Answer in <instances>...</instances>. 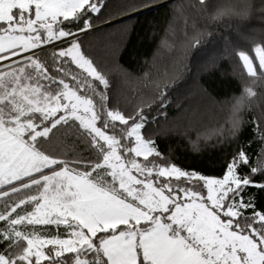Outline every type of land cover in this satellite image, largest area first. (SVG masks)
<instances>
[{
  "label": "snow or ice",
  "instance_id": "1",
  "mask_svg": "<svg viewBox=\"0 0 264 264\" xmlns=\"http://www.w3.org/2000/svg\"><path fill=\"white\" fill-rule=\"evenodd\" d=\"M106 7L0 0V264H264V121L240 141L234 112L219 174L170 162L144 131L168 93L122 110L84 45ZM233 55L264 83V39Z\"/></svg>",
  "mask_w": 264,
  "mask_h": 264
},
{
  "label": "trees",
  "instance_id": "2",
  "mask_svg": "<svg viewBox=\"0 0 264 264\" xmlns=\"http://www.w3.org/2000/svg\"><path fill=\"white\" fill-rule=\"evenodd\" d=\"M165 1L107 0L101 20L114 22L85 36L84 45L109 79V95L122 110L132 113L154 105L167 92L163 110L151 109L145 134L170 162L216 175L231 151L225 135L234 112L244 121L240 141L251 137L249 121H264V83L251 84L233 55L264 39L261 0H208L206 8L197 0ZM149 3L162 4L145 7ZM229 5L247 14L213 19ZM137 8L148 9L118 20ZM246 86L256 95L247 97Z\"/></svg>",
  "mask_w": 264,
  "mask_h": 264
},
{
  "label": "water",
  "instance_id": "3",
  "mask_svg": "<svg viewBox=\"0 0 264 264\" xmlns=\"http://www.w3.org/2000/svg\"><path fill=\"white\" fill-rule=\"evenodd\" d=\"M167 1H170V0H167ZM167 1H165V2H167ZM165 2H162V3H165ZM162 3H159V4H162ZM159 4H156V5H159ZM156 5H155V6H156ZM148 8H150V7H148ZM148 8H145V9H143V10H141V11H144V10H146V9H148ZM141 11L133 12L131 15L128 14V15L122 17V18H119L118 20H121V19H124V18L130 17V16L135 15V14L141 12ZM118 20H115V21H118ZM112 22H114V21H112ZM112 22H111V23H112Z\"/></svg>",
  "mask_w": 264,
  "mask_h": 264
},
{
  "label": "rangeland",
  "instance_id": "4",
  "mask_svg": "<svg viewBox=\"0 0 264 264\" xmlns=\"http://www.w3.org/2000/svg\"><path fill=\"white\" fill-rule=\"evenodd\" d=\"M122 18V17H121ZM106 24H109V23H105V24H103L102 26H104V25H106Z\"/></svg>",
  "mask_w": 264,
  "mask_h": 264
}]
</instances>
